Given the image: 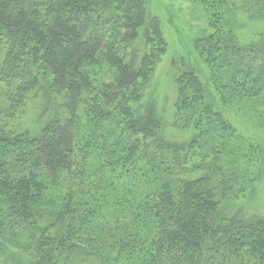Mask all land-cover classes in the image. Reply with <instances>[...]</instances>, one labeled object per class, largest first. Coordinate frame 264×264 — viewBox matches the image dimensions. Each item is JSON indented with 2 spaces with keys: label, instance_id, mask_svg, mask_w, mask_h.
<instances>
[{
  "label": "trees",
  "instance_id": "1",
  "mask_svg": "<svg viewBox=\"0 0 264 264\" xmlns=\"http://www.w3.org/2000/svg\"><path fill=\"white\" fill-rule=\"evenodd\" d=\"M255 2L243 11L264 18ZM201 3L212 32L195 48L215 95L264 131V30L242 43L237 0ZM167 48L145 0H0V254L264 264V218L236 203L261 175L259 144L195 71L176 79L174 127L195 130L190 140L165 139L155 109L140 110Z\"/></svg>",
  "mask_w": 264,
  "mask_h": 264
},
{
  "label": "rangeland",
  "instance_id": "2",
  "mask_svg": "<svg viewBox=\"0 0 264 264\" xmlns=\"http://www.w3.org/2000/svg\"><path fill=\"white\" fill-rule=\"evenodd\" d=\"M245 1L248 0H237L239 19L235 32L239 35L241 42L246 44L255 40L257 34L264 30V18L254 15L255 13L243 11ZM145 2L149 18L156 17L159 20L168 48L154 71L140 110L143 111L148 107L155 109L157 116L164 123L165 139L180 143L190 140L195 135V130L174 127L176 79L185 71H195L206 85L208 102L223 112L243 136L259 144L264 151V131L256 128L245 111L235 115L233 110L226 109L220 104L210 82V71L195 48L198 39L212 32L209 12L201 0H145ZM249 2L256 3L255 0H249ZM135 49L139 57L146 51L143 38ZM6 105L3 90L0 89V107L5 108ZM31 117L33 119L32 113L27 111L20 116L19 121L27 122ZM258 159L263 162L260 177L255 180L254 187L247 188L243 197L236 202L238 210H241L246 218H264V155ZM3 259L8 264H31V258L24 253L17 254L15 248L8 249L7 253H1L0 260ZM67 264L91 263L82 259H72Z\"/></svg>",
  "mask_w": 264,
  "mask_h": 264
}]
</instances>
